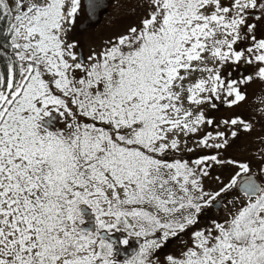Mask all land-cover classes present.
Segmentation results:
<instances>
[{
  "label": "snow or ice",
  "instance_id": "obj_1",
  "mask_svg": "<svg viewBox=\"0 0 264 264\" xmlns=\"http://www.w3.org/2000/svg\"><path fill=\"white\" fill-rule=\"evenodd\" d=\"M107 6L0 0V264H121L113 231L140 242L122 264H264V110L222 114L264 82V0H123L78 54Z\"/></svg>",
  "mask_w": 264,
  "mask_h": 264
},
{
  "label": "rangeland",
  "instance_id": "obj_2",
  "mask_svg": "<svg viewBox=\"0 0 264 264\" xmlns=\"http://www.w3.org/2000/svg\"><path fill=\"white\" fill-rule=\"evenodd\" d=\"M125 23L127 22H124V17L122 15L121 10L114 8L112 13L110 12L104 16V21L102 23L100 22L93 27L91 26V28H88L86 32L83 34H78L76 31L72 30L68 33V39L70 42L73 40V38L75 39L76 42L78 41H81V43L83 42L84 55L86 56L88 54V50L90 47H98L101 41L105 37L110 35L115 27H120ZM248 72H254V69L249 68ZM246 93H247V99L244 103H242L238 108H234L231 110L226 108L222 109V114L231 115L232 113H243L246 118L249 116L256 117L258 121L261 110H264V82L260 81L259 79H254L251 83L246 85ZM260 130H261L260 123L257 122L256 132L253 134V136H246L242 134L241 139L236 142L233 148L229 149V153L235 155H243L240 154V152L257 150L259 145L258 142L254 139V137L256 134L260 132ZM237 149H240V151H237ZM229 174H230L229 170H225L222 178L224 180H227L229 178ZM184 238H187V236L185 235L184 237H182V239ZM180 244H181L180 239L169 240L166 246H164L160 250L161 259H163V256L168 253L178 254V249L180 248Z\"/></svg>",
  "mask_w": 264,
  "mask_h": 264
},
{
  "label": "flooded vegetation",
  "instance_id": "obj_3",
  "mask_svg": "<svg viewBox=\"0 0 264 264\" xmlns=\"http://www.w3.org/2000/svg\"><path fill=\"white\" fill-rule=\"evenodd\" d=\"M106 2L108 3V6L103 11H101V13L99 14L98 17H96L94 19H89L87 17V15L84 13H81L80 15H78V18H77V21H76V24L74 26L73 31H76L78 34L85 33L88 28H91V26L93 27L100 22L102 23L104 21V16L110 12L112 13L114 8L121 10L122 15L124 17V22L128 21L127 12L124 8L121 7V5L123 4V0H106ZM78 45H79L77 47L78 53H80V51H82V53L84 54V50H83L84 43L83 42L81 43V41H78ZM82 226H83V224L81 225V227ZM112 234L115 235L119 239V241L122 238L126 237V233H123L120 231H113ZM134 239H135V237L129 238L128 244L127 245L120 244L121 247L126 248V249L129 248L133 244ZM123 259H124L123 255L117 254V260L120 261L121 264H122Z\"/></svg>",
  "mask_w": 264,
  "mask_h": 264
},
{
  "label": "water",
  "instance_id": "obj_4",
  "mask_svg": "<svg viewBox=\"0 0 264 264\" xmlns=\"http://www.w3.org/2000/svg\"><path fill=\"white\" fill-rule=\"evenodd\" d=\"M81 210H82V214L84 215V223L82 227L86 230L94 231L96 227L95 216L92 213L91 209L85 205H82ZM106 238H109L110 242L116 241V244L114 245L116 248V252L117 254L123 255L124 259L130 257L133 254L134 250L138 249L139 243H140L137 239H134L133 244L129 248L126 249V248L121 247L119 243V239L115 235L107 234Z\"/></svg>",
  "mask_w": 264,
  "mask_h": 264
},
{
  "label": "trees",
  "instance_id": "obj_5",
  "mask_svg": "<svg viewBox=\"0 0 264 264\" xmlns=\"http://www.w3.org/2000/svg\"><path fill=\"white\" fill-rule=\"evenodd\" d=\"M257 150H250V151H247V152H245V151H242V152H244V153H242V152H240V154H243V155H246V154H248V153H254V152H256Z\"/></svg>",
  "mask_w": 264,
  "mask_h": 264
}]
</instances>
